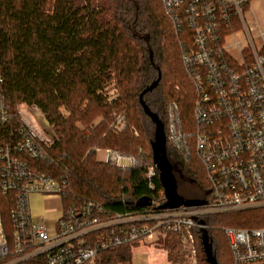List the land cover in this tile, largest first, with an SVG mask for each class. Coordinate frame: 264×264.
I'll list each match as a JSON object with an SVG mask.
<instances>
[{
	"label": "built area",
	"instance_id": "obj_1",
	"mask_svg": "<svg viewBox=\"0 0 264 264\" xmlns=\"http://www.w3.org/2000/svg\"><path fill=\"white\" fill-rule=\"evenodd\" d=\"M252 1L161 0L179 34L191 38L181 45L196 91L194 124L191 129L183 123L173 102L166 137L184 158L195 154L201 161L210 190L200 197L206 200L201 205L161 208L165 196L156 184L155 164L146 173L152 192L147 206L112 211L93 200L65 203L68 178L33 164L55 162L50 154L59 140L54 125L36 103L10 105L0 68V190L14 200L11 239L0 212V264H25L35 256H42L43 264H87L102 250L158 235L177 240L195 255L202 244L201 228H210L209 216L254 210L259 211L254 217L259 226L221 229L231 264H264V31L259 30L256 42L245 25L244 12ZM241 32L243 39L238 37ZM96 151L104 154L101 161L122 170L140 162L117 148ZM33 194L61 201L53 225L47 223V214L34 211Z\"/></svg>",
	"mask_w": 264,
	"mask_h": 264
},
{
	"label": "trees",
	"instance_id": "obj_2",
	"mask_svg": "<svg viewBox=\"0 0 264 264\" xmlns=\"http://www.w3.org/2000/svg\"><path fill=\"white\" fill-rule=\"evenodd\" d=\"M134 17V28L141 36L132 32ZM235 26L240 29L242 25L237 22ZM184 39L191 38L179 34L161 0H0V67L5 95L12 107L21 102L36 103L54 125L59 140L50 154L55 162L33 164L53 176L68 178L65 203L93 200L109 210L123 211L138 208V198L152 195L146 173L154 164L151 142L155 123L144 112L139 95L161 71L157 87L144 96L146 103L167 131L169 108L176 102L183 123L192 129L196 91L182 61ZM113 83L119 96L109 104L108 87ZM118 108L125 110V116L115 115ZM100 115L104 120L95 124ZM119 116L125 124L117 132L113 123ZM1 132L0 128V136ZM96 148H117L140 162L122 170L99 161ZM167 154L175 167L179 193L185 178L193 176L207 196L209 184L198 157L184 158L169 141ZM156 184L163 188L159 177ZM13 201L11 193L0 190V212L10 239ZM258 213H232L223 224L259 226L254 218ZM215 219H206L214 254L219 264H231L224 252L226 245L230 250L229 244H224L218 233L223 225ZM175 241L170 258L172 263L183 264L186 254ZM199 247L203 253L202 244ZM131 260L126 243L100 251L89 264ZM24 263L43 264V257Z\"/></svg>",
	"mask_w": 264,
	"mask_h": 264
},
{
	"label": "rangeland",
	"instance_id": "obj_3",
	"mask_svg": "<svg viewBox=\"0 0 264 264\" xmlns=\"http://www.w3.org/2000/svg\"><path fill=\"white\" fill-rule=\"evenodd\" d=\"M244 16H245V25H247L253 37L255 38L256 42H258L257 39H258L259 30L264 31V0H253L250 8L246 9V11L244 12ZM243 31H245L244 28H243ZM238 37L241 39L244 38L242 32L238 34ZM108 89L109 91H108V95L106 98V102L111 104L116 98H118L119 89L116 87L115 83L110 85ZM174 98L178 99L176 96H174ZM117 110H120V109L118 108ZM117 110L115 112V115L122 114L123 116H125L124 114L125 110H120V111H117ZM103 120H104L103 116L100 115L96 118L94 123L99 124ZM126 123H127V120H126ZM124 124H125V120L123 122H118L116 120L115 123H113V130L117 132L120 131L121 130L120 128H122ZM84 131L88 132V129H84ZM138 133L139 132L136 130L137 135ZM101 149H104V148H101ZM103 156L104 154L101 151L100 152L96 151V158L99 161L101 160ZM183 185H184L182 187L183 196H185L186 198L199 196V193L190 184L183 182ZM33 204L34 206H37L38 208L41 207L42 205H47L51 209H54V207L58 208V206H60L61 208V201L58 198L55 201L46 200L45 202L44 200L42 202L41 198H34ZM232 213H238V212L215 214L209 217L211 218V217L216 216V219L214 221H216V223H219V224L221 223L223 225L220 227H224L225 225L223 223L227 222L228 219L232 217L231 216L233 215ZM59 214L60 212H56V214L54 213L48 214L47 217H49V219L47 223L49 225H53L54 220L52 219V217H56ZM236 216L240 217L238 215ZM218 231H219L218 233H220L222 242L224 244H229L224 230L219 229ZM166 242H168L167 244L169 247L164 245V243L166 244ZM175 243L176 241L173 238H169V237L164 238L161 235H158V237H156L153 240H148V239L146 240L142 238V239L132 241L131 243H129V247L132 253V260L128 263H122V264H177V263H172V260L170 258V252L173 250L172 245H174ZM227 246L228 245H226V251L224 250V252L226 253L228 257V260L232 262V253H231V250H229ZM184 253L186 254L185 257L187 258V262H183V264H209L205 260L204 251L202 253V251L199 250L195 255L189 254L185 250H184ZM94 259H92L90 263L93 262Z\"/></svg>",
	"mask_w": 264,
	"mask_h": 264
},
{
	"label": "water",
	"instance_id": "obj_4",
	"mask_svg": "<svg viewBox=\"0 0 264 264\" xmlns=\"http://www.w3.org/2000/svg\"><path fill=\"white\" fill-rule=\"evenodd\" d=\"M132 20V32L141 36L134 28V21ZM161 79V71H159L158 77L152 81L139 95V101L143 107L144 112L151 118L155 123V134L151 142L153 151V162L159 171V179L164 189L165 202L160 206L161 208L166 207H178L180 205H201L205 203V199L202 198H186L178 191V179L175 174L174 164L170 161L167 154V137L165 126L159 115L151 110L149 105L145 101V94L152 91L157 87ZM137 206H147L151 204V196L144 195L138 198L135 202ZM203 222V220H201ZM201 241L203 251L205 254V260L209 264H219L213 250V245L209 237L207 228H201Z\"/></svg>",
	"mask_w": 264,
	"mask_h": 264
},
{
	"label": "crops",
	"instance_id": "obj_5",
	"mask_svg": "<svg viewBox=\"0 0 264 264\" xmlns=\"http://www.w3.org/2000/svg\"><path fill=\"white\" fill-rule=\"evenodd\" d=\"M34 198H41L42 202H43V200H44V202L46 200H48V201H55L57 198L55 196H43V197H41V196H39L37 194H33L32 195V207H33L34 211L37 214H39L40 212H43V213H45V214L48 215V214H51V213L56 214V212H60L61 211L60 206H58V208L57 207H54V209H51L47 205H42L41 207L38 208L37 206H34V204H33V199Z\"/></svg>",
	"mask_w": 264,
	"mask_h": 264
},
{
	"label": "flooded vegetation",
	"instance_id": "obj_6",
	"mask_svg": "<svg viewBox=\"0 0 264 264\" xmlns=\"http://www.w3.org/2000/svg\"><path fill=\"white\" fill-rule=\"evenodd\" d=\"M181 175L183 176V174ZM183 182L190 184L192 187H194V189H196V191L199 193V196L197 198H200L203 196L205 190L203 186L196 179H194L193 176H187V178H185Z\"/></svg>",
	"mask_w": 264,
	"mask_h": 264
}]
</instances>
